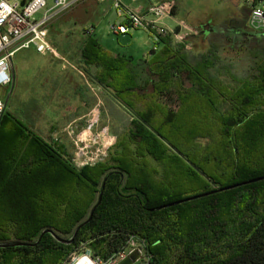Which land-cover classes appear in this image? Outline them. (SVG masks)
<instances>
[{"label": "trees", "instance_id": "obj_1", "mask_svg": "<svg viewBox=\"0 0 264 264\" xmlns=\"http://www.w3.org/2000/svg\"><path fill=\"white\" fill-rule=\"evenodd\" d=\"M161 41L134 64L83 39L94 80L131 118L106 162L77 168L6 109L0 244L29 245L0 247V264H69L86 250L107 260L132 238L150 264H264V179L247 183L264 177V55L234 74L218 49ZM94 207L71 244L42 236L70 240Z\"/></svg>", "mask_w": 264, "mask_h": 264}, {"label": "rangeland", "instance_id": "obj_2", "mask_svg": "<svg viewBox=\"0 0 264 264\" xmlns=\"http://www.w3.org/2000/svg\"><path fill=\"white\" fill-rule=\"evenodd\" d=\"M177 1L178 16L198 29L202 27L198 30L197 38H194L196 44L193 49L198 53L212 49L219 50L223 59L230 64L234 74L249 70L256 53L264 55V35L251 32L246 24L250 13L247 0ZM123 21L124 18L118 17L112 1L98 4L95 0H82L73 8L55 17L51 22L49 39L57 54L42 55L35 49L22 50L12 60L13 88L12 85L0 87L1 98L6 100L10 95L8 112L24 121L35 132V124H46L48 120H53L56 106L60 105V100L54 96L56 81L54 77L61 70V64H65L66 60L70 59L69 55H81L83 46L81 40L89 31H95V37L107 50H117L123 55L134 56L137 60L150 55L154 47L159 49V42L156 41L155 36L142 29L116 36L111 27ZM158 23L164 28L167 24L166 20H160ZM206 25H210L211 29L217 31V35L212 40L208 36L210 30L205 32ZM226 29L229 30L225 31ZM73 64L85 71L84 66L76 62ZM68 70L71 68L68 67ZM44 78L47 79L44 80ZM107 113L108 115H105L108 118L107 123L111 125L109 129L111 137L116 140L118 135L127 134L131 129L130 116L121 119L113 110ZM101 123H103L102 120ZM102 128H104L103 125ZM113 151L103 162L109 159Z\"/></svg>", "mask_w": 264, "mask_h": 264}, {"label": "built area", "instance_id": "obj_3", "mask_svg": "<svg viewBox=\"0 0 264 264\" xmlns=\"http://www.w3.org/2000/svg\"><path fill=\"white\" fill-rule=\"evenodd\" d=\"M82 0H0V87H10L13 83L11 67L15 55L22 50L35 49L42 55H56V49L49 39V28L53 19L73 8ZM99 3L108 0H95ZM119 18L125 20L112 25V32L116 36L129 34L134 30H145L155 36L157 42L164 36L174 35L179 43H184L187 36L169 31L158 21L170 18L173 15L172 2H155L147 13L137 12L123 3V0H111ZM250 6L249 26L258 33H264V0H247ZM154 51H158L154 47ZM7 105L0 97V125L6 112ZM98 115L92 110L87 120L86 137L79 136L75 141V156L73 164L77 168L95 166L109 155L115 138L108 130H95ZM138 250L141 259L134 264H150L145 259L143 243L130 239L126 249L104 260L94 257L91 250L82 254H74L71 264H118L131 252Z\"/></svg>", "mask_w": 264, "mask_h": 264}, {"label": "crops", "instance_id": "obj_4", "mask_svg": "<svg viewBox=\"0 0 264 264\" xmlns=\"http://www.w3.org/2000/svg\"><path fill=\"white\" fill-rule=\"evenodd\" d=\"M108 1L104 3H108ZM155 2H172L174 4L173 15L170 18L165 19L167 22L166 26L169 27L165 26V28L169 31V33L175 32L179 35L187 36L184 44L186 45V48L188 50H194L193 47H195L194 45L196 44L194 38H197L198 30L201 29L202 27L198 29V27H194V25L188 24L184 18H180L178 16L179 8H178L177 0H123V3L126 6H128L134 11L142 12V13H147L149 7ZM97 3L104 4L99 2ZM249 16L250 13L247 17L246 24H248V27L250 28ZM51 26L52 24L50 25V28ZM204 28H205V32L208 29L210 30V34L208 36H210L211 40L217 35V31L211 29L210 25H206V27ZM228 30L229 29H226L225 31ZM251 32L259 35L263 34V33L255 32L252 29ZM87 33L93 34L94 36L96 34L95 31H89ZM189 37L192 39H190ZM172 38L175 44H180L178 40L175 39L174 35H172ZM226 38L229 39V37ZM162 47H163V43L160 39L158 51L161 50ZM110 51L114 55H120V56H125L127 58H131L134 64L137 63L139 60H143V59L137 60L135 59L134 56L123 55L122 53H119V51L117 50L114 51L110 50ZM147 57L150 58V55H148ZM147 57H145L144 59H147ZM69 58L70 59L66 60L65 64H61L62 65L61 70L54 77L56 80L54 84V89H55L54 96L60 100V105H57L55 109V113H56L55 117L53 120H48L46 124L44 123L35 124L34 128L36 132L46 142L62 148L65 157L73 163V158L75 156V151H76V147H75L76 139L79 136H82L84 138L87 135H89L88 132L87 133H83V132L86 130L85 128L87 126V120L89 119V114L92 110H96L98 113V115L96 116V118L98 117V120H97V124L95 125L96 126L95 130L97 129V131H99L101 128V129H106L109 132L111 125L107 123L108 118L106 117V115H108L107 112L109 110H113L117 115H119V117H121V119L123 117L125 118L129 117V115L126 112L122 103L114 96V92L110 89L104 88L96 80H94L93 76L98 71L96 67L93 68L88 67L84 63L81 55L79 54L69 55ZM73 62L78 63L80 66H84L85 71L78 68L76 65L73 64ZM68 67H70L71 70H68ZM12 72H13V64L11 67V74ZM12 79L14 82L13 75H12ZM45 79L47 78H44V80ZM108 106H110V108ZM101 120L103 121V123H101ZM101 124L103 125L104 128H102Z\"/></svg>", "mask_w": 264, "mask_h": 264}, {"label": "water", "instance_id": "obj_5", "mask_svg": "<svg viewBox=\"0 0 264 264\" xmlns=\"http://www.w3.org/2000/svg\"><path fill=\"white\" fill-rule=\"evenodd\" d=\"M10 96V95H9ZM9 96L8 98L5 100L6 102V105H8V100H9ZM264 177L262 178H259V179H255V180H252L250 182H247V183H252V182H257V181H260V180H263ZM233 187H236V186H231V187H228V188H224L223 190H228V189H232ZM219 191H222L219 190ZM206 195V194H205ZM201 196H196V197H191V198H187L185 200H182V201H178L176 203H173L171 205H167L165 207H168V206H173V205H177V204H180V203H183V202H188V201H191V200H194L196 198H199ZM97 207V206H96ZM96 207H94V209L92 210L91 212V215L89 217V219L84 222L81 226H79L74 234V236L70 239V240H64L62 238H60L59 236H57L56 234H54L51 230H45L43 233H42V236L49 233V234H53V236L55 237V239L61 243H65V244H71L73 241H74V238L76 237L78 231L80 230V228L82 226H84L86 223H88L91 219H92V216L96 210ZM41 236V237H42ZM40 237V239H41ZM39 239V241H40ZM38 241V242H39ZM25 245H29V244H26V243H23V242H9V243H4V244H0V247H3V248H6V247H16V246H25ZM35 245V244H34ZM141 259V253L136 250V251H133L131 252L126 258H124L123 260H121L118 264H134L136 261L140 260Z\"/></svg>", "mask_w": 264, "mask_h": 264}]
</instances>
